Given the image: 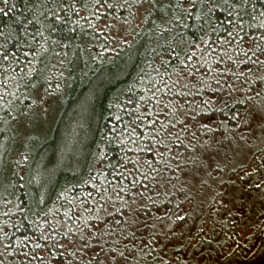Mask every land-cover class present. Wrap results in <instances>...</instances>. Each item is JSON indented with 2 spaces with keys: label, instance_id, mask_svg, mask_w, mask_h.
I'll use <instances>...</instances> for the list:
<instances>
[{
  "label": "trees",
  "instance_id": "1",
  "mask_svg": "<svg viewBox=\"0 0 264 264\" xmlns=\"http://www.w3.org/2000/svg\"><path fill=\"white\" fill-rule=\"evenodd\" d=\"M0 264H264V0H0Z\"/></svg>",
  "mask_w": 264,
  "mask_h": 264
}]
</instances>
